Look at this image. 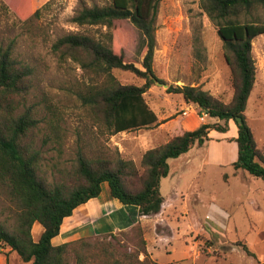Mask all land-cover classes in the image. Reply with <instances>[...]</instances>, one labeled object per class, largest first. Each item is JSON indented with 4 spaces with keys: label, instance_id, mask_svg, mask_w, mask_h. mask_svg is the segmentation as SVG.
<instances>
[{
    "label": "rangeland",
    "instance_id": "1",
    "mask_svg": "<svg viewBox=\"0 0 264 264\" xmlns=\"http://www.w3.org/2000/svg\"><path fill=\"white\" fill-rule=\"evenodd\" d=\"M110 1L47 0L39 18L25 20L19 10L21 0H0V53L11 48L13 58L31 69L28 93L18 113L28 111L37 120L32 137L43 151L41 168L48 181L74 183L79 151L88 157L119 153L133 160L142 175L145 151L187 130L179 129L185 111L195 114L201 124L217 121L209 115L202 121L200 107L186 102L179 93L167 92L170 85L200 86L225 104L233 100V74L223 40L200 0H160L153 59L156 79L144 96L162 120L116 134L100 128L82 95L101 78L53 45L74 33L105 39L106 26L79 25L73 17L84 5L104 6ZM242 19L264 21V6L254 7ZM112 30L121 34L120 47L126 59L144 69L146 40L139 29L129 19H118ZM252 53L256 79L245 115L264 159V34L253 39ZM113 73L122 84L141 86L146 82L130 71L114 69ZM237 134V123L231 119L225 132L212 130L203 146L194 145L170 159V173L161 180L165 197L161 212L139 217L108 240L119 250L144 248L163 264H264V180L233 166ZM131 182H127L130 188L139 187L138 177ZM15 211L0 184V219L13 218ZM40 232V224L35 223V239ZM144 257L141 252L140 259ZM0 264L30 263L4 247L0 248Z\"/></svg>",
    "mask_w": 264,
    "mask_h": 264
},
{
    "label": "trees",
    "instance_id": "2",
    "mask_svg": "<svg viewBox=\"0 0 264 264\" xmlns=\"http://www.w3.org/2000/svg\"><path fill=\"white\" fill-rule=\"evenodd\" d=\"M45 2L47 0H21V16L25 20L39 18ZM159 2L111 0L104 6L84 5L73 21L79 25L106 26L105 39L74 33L59 38L53 45L55 50L69 52L85 70L101 78L88 86L82 99L90 108L93 121L108 134L150 127L158 121L144 93L156 79L153 59ZM200 6L215 23L223 40L226 60L233 74V100L225 104L200 86L170 85L167 92L181 94L186 102L198 105L217 121L202 123L165 144L146 150L142 157V175L133 160L119 153L88 157L79 151L74 183L48 181L41 168L43 151L32 137L37 120L28 111L18 113L28 93L31 69L13 58L11 48L1 50L0 184L16 211L13 218L0 219V248L8 247L22 262L30 264H163L144 248L119 250L107 238H114L113 232L61 244H53L52 239L60 233L64 219L78 206L101 195L104 184L121 204L137 207L140 216L160 213L165 202L161 180L170 173L169 160L178 158L194 145L203 146L212 130L225 132L231 119L238 126L237 159L233 166L264 180V159L245 115L257 70L252 53L253 39L264 34V21L242 19L254 7L264 6V0H200ZM118 19H129L143 34L146 40L144 69L126 59L120 47L121 34L112 30ZM114 69L133 72L146 82L141 86L122 84L113 73ZM135 177L139 178V187L130 188L127 182L133 184L131 178ZM35 223L41 226L38 239L33 235ZM243 248L252 254L245 244ZM141 252L145 254L144 259H140Z\"/></svg>",
    "mask_w": 264,
    "mask_h": 264
},
{
    "label": "crops",
    "instance_id": "3",
    "mask_svg": "<svg viewBox=\"0 0 264 264\" xmlns=\"http://www.w3.org/2000/svg\"><path fill=\"white\" fill-rule=\"evenodd\" d=\"M157 116L160 122L161 116L159 114ZM200 124L195 114H186L184 123L179 129L187 127V130H193ZM139 217L141 216L137 212V207L121 204L111 196L108 185L104 184L99 197L78 206L71 216L64 219L60 233L52 239V242L61 244L84 236L123 230L131 226Z\"/></svg>",
    "mask_w": 264,
    "mask_h": 264
},
{
    "label": "built area",
    "instance_id": "4",
    "mask_svg": "<svg viewBox=\"0 0 264 264\" xmlns=\"http://www.w3.org/2000/svg\"><path fill=\"white\" fill-rule=\"evenodd\" d=\"M184 114H187V112L185 111ZM208 114L206 112L203 111V115L201 116V120L202 121H205V117L207 116Z\"/></svg>",
    "mask_w": 264,
    "mask_h": 264
},
{
    "label": "water",
    "instance_id": "5",
    "mask_svg": "<svg viewBox=\"0 0 264 264\" xmlns=\"http://www.w3.org/2000/svg\"><path fill=\"white\" fill-rule=\"evenodd\" d=\"M159 84H161V85H163V86H165V87H168V84H166V83H161V82H159L158 80H156Z\"/></svg>",
    "mask_w": 264,
    "mask_h": 264
}]
</instances>
